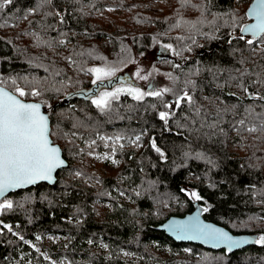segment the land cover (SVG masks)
<instances>
[{
	"label": "trees",
	"instance_id": "16d2710c",
	"mask_svg": "<svg viewBox=\"0 0 264 264\" xmlns=\"http://www.w3.org/2000/svg\"><path fill=\"white\" fill-rule=\"evenodd\" d=\"M251 1L0 0V83L43 103L69 161L55 183L0 200L12 204L0 264H115L119 250L137 264H264V33L241 32ZM142 54L170 73L168 91L97 106L91 66ZM103 148L115 170L88 164ZM197 202L257 243L215 250L156 228Z\"/></svg>",
	"mask_w": 264,
	"mask_h": 264
},
{
	"label": "snow or ice",
	"instance_id": "6c2138e0",
	"mask_svg": "<svg viewBox=\"0 0 264 264\" xmlns=\"http://www.w3.org/2000/svg\"><path fill=\"white\" fill-rule=\"evenodd\" d=\"M7 2L11 3V0ZM245 30L251 31L254 36L264 32V15H258V23ZM92 71L100 72V69ZM99 78L98 76L97 79ZM18 91L20 96L26 95L22 89ZM132 91L137 93V99L144 95L139 90ZM148 94L160 95L161 93ZM32 95H38V93L33 92ZM188 99L191 100L190 97ZM94 103L100 106L107 101H94ZM160 117L166 119V113H160ZM249 131H255V129H249ZM153 147H155L154 143ZM156 150L159 151L158 148ZM62 163L59 148L52 146L49 140L48 120L41 114L40 105L23 103L15 96L0 90V196L9 189L35 184L40 180L50 181L53 171ZM192 196L200 199L196 193H192ZM11 206L10 201L0 205L6 208ZM197 231L206 241L226 244L229 250L244 243L208 225L202 226ZM259 242L264 243V236L260 237Z\"/></svg>",
	"mask_w": 264,
	"mask_h": 264
},
{
	"label": "rangeland",
	"instance_id": "374dc122",
	"mask_svg": "<svg viewBox=\"0 0 264 264\" xmlns=\"http://www.w3.org/2000/svg\"><path fill=\"white\" fill-rule=\"evenodd\" d=\"M113 12L122 13L120 8H113ZM112 26V25H111ZM264 44V41H261ZM167 45L162 44L158 51L162 54L169 53L166 50ZM157 50V49H156ZM93 69H100V72L92 71ZM91 75L93 77V85L89 89V97L94 101H107L106 104L101 103V106L107 105L111 98L120 96L122 94H130L136 96L137 93L132 90H139L144 93H156L167 89L172 80L170 73L162 70L153 63V59L148 54L137 55L133 59L127 61H109L104 64H96L91 66ZM100 77L97 79V77ZM114 94V95H112ZM143 95V96H144ZM178 100V99H177ZM174 101V100H173ZM166 113V116L168 112ZM115 139L121 140L119 137L107 136L106 145L111 146L115 143ZM122 142V140H121ZM89 165L105 166L109 170H115L119 162L114 157L113 153H109L107 148L95 150L89 154L87 158ZM50 237V236H43ZM157 250L168 253L170 246H157ZM185 251H191V248L185 246ZM119 255L123 259L122 263L115 264H129L136 257L126 250H119ZM140 258L135 259V264L139 262ZM55 264H70L68 260L56 259ZM81 264H95L93 262L84 261Z\"/></svg>",
	"mask_w": 264,
	"mask_h": 264
},
{
	"label": "water",
	"instance_id": "95a60500",
	"mask_svg": "<svg viewBox=\"0 0 264 264\" xmlns=\"http://www.w3.org/2000/svg\"><path fill=\"white\" fill-rule=\"evenodd\" d=\"M258 15H264V0H252L250 4L247 7V16L250 19L247 23H245L241 29L242 34L244 35H253L251 31H246L245 29L250 28L252 25H255L258 23ZM264 32H259L255 36H260ZM254 36V35H253ZM0 90H3L4 92L15 96L17 99H19L23 103H31V104H39L40 105V112L42 115L47 117L48 120V128H49V140L51 141L52 146L59 148L60 150V159L63 161V163L57 167L53 173H52V179L49 180H40L36 182L35 184H29L23 187L15 188V189H9L7 192H5L2 196H0V200L4 198L6 195H8L11 192L17 191L19 189L28 188L30 186L36 185L41 182H49L51 184L55 183L58 179V171L68 166L69 161L64 156L63 148L60 143L55 142L52 135H51V117L49 113L44 108V105L42 102L34 100V99H27L23 96H20V94L16 93L15 91L9 89L5 85L0 83ZM211 226L216 229H220L223 232H226L230 237L244 241L243 244H241L239 247L233 248L229 250L228 246L226 244H216L213 242L206 241L201 235L198 234V229L202 226ZM157 229L165 231V233L173 238L177 242H193V243H199L206 247L220 250V249H226L228 251H235L238 249H241L243 247L256 244L258 240V234L257 233H249V232H234L229 227H227L224 224H221L215 220L207 218L203 214V207L197 202L195 204V207L193 210L186 212L183 215L179 214H172L170 215L166 220L159 223L156 226Z\"/></svg>",
	"mask_w": 264,
	"mask_h": 264
}]
</instances>
